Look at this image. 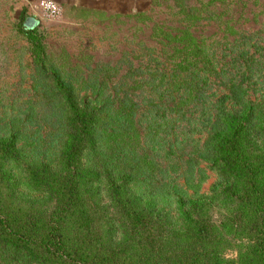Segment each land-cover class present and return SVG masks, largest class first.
<instances>
[{
  "label": "trees",
  "instance_id": "trees-1",
  "mask_svg": "<svg viewBox=\"0 0 264 264\" xmlns=\"http://www.w3.org/2000/svg\"><path fill=\"white\" fill-rule=\"evenodd\" d=\"M153 1L172 17L150 25L163 51L150 89L157 100L144 106L136 89L104 87L109 73L84 89L55 72L56 166L40 159L28 171L55 203L35 210L0 182V244L36 264H264V0ZM13 11L21 29L36 27L23 7ZM187 130L216 170L209 203L186 190L158 198L136 186V165L155 163L156 145L169 147ZM20 147L15 132L0 133V159ZM212 202L227 207L220 217L208 212ZM105 212L126 223L123 243L103 239Z\"/></svg>",
  "mask_w": 264,
  "mask_h": 264
},
{
  "label": "rangeland",
  "instance_id": "rangeland-1",
  "mask_svg": "<svg viewBox=\"0 0 264 264\" xmlns=\"http://www.w3.org/2000/svg\"><path fill=\"white\" fill-rule=\"evenodd\" d=\"M43 1L0 0V133L15 132L21 146L15 158L0 159V182L9 198L38 211L50 209L56 200L54 192L38 190L28 181L30 167L40 159L52 168L56 166L59 140L52 124L51 76L55 72L68 75L76 86L85 89L94 78L109 73L101 81L104 87L136 89L141 92L140 105H149L159 94L151 95L150 89L159 80L157 69L163 56L158 37L150 35V25L172 19L165 7L153 0H79L78 4L52 0L61 7L54 15L43 10ZM18 7L31 15L36 27L23 30L14 22L13 9ZM201 29L209 32L212 25L207 23ZM261 29L264 35V26ZM126 69L123 80L113 77ZM189 132L181 137L171 135L169 147L163 142L157 144L149 153H154L151 159L155 163L136 165V186L158 198L164 192L170 195L186 190L210 202L218 182L216 170L198 156V146H194ZM160 138L162 134H158V142ZM129 141L132 143L133 137ZM101 202L108 203V199L104 197ZM211 206L208 212L213 217H220L227 209L220 202ZM117 221L116 213L105 212L99 217V231L108 243L120 244L128 237L126 223L124 228ZM225 254L233 256L234 252L228 248ZM0 264L36 263L21 251L0 244Z\"/></svg>",
  "mask_w": 264,
  "mask_h": 264
},
{
  "label": "built area",
  "instance_id": "built-area-1",
  "mask_svg": "<svg viewBox=\"0 0 264 264\" xmlns=\"http://www.w3.org/2000/svg\"><path fill=\"white\" fill-rule=\"evenodd\" d=\"M42 5L44 7L43 10L52 15L59 13L61 10L60 5L52 0H45L42 2Z\"/></svg>",
  "mask_w": 264,
  "mask_h": 264
},
{
  "label": "crops",
  "instance_id": "crops-1",
  "mask_svg": "<svg viewBox=\"0 0 264 264\" xmlns=\"http://www.w3.org/2000/svg\"><path fill=\"white\" fill-rule=\"evenodd\" d=\"M63 1H64V0H63ZM69 1H70V0H69ZM78 1H79V0H71L70 2H71V3L78 4ZM91 1H93V0H91Z\"/></svg>",
  "mask_w": 264,
  "mask_h": 264
},
{
  "label": "flooded vegetation",
  "instance_id": "flooded-vegetation-1",
  "mask_svg": "<svg viewBox=\"0 0 264 264\" xmlns=\"http://www.w3.org/2000/svg\"><path fill=\"white\" fill-rule=\"evenodd\" d=\"M27 20H28V21H32V22H34L33 19H30V18H27Z\"/></svg>",
  "mask_w": 264,
  "mask_h": 264
}]
</instances>
